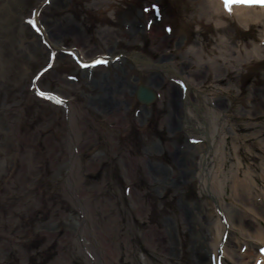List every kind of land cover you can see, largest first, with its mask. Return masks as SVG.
<instances>
[{"label":"rangeland","instance_id":"1","mask_svg":"<svg viewBox=\"0 0 264 264\" xmlns=\"http://www.w3.org/2000/svg\"><path fill=\"white\" fill-rule=\"evenodd\" d=\"M42 2L0 0V264H89L84 245L90 243L86 237L91 236V223L100 246L109 243L117 256L109 259L111 264H165L169 221L182 207L206 202L196 182L169 189L155 176L158 166L171 171L175 153L181 157L190 150L186 134L172 132L180 120L169 107L170 92L180 90L179 85L165 80L157 69L144 71V81L157 77L152 84L159 94L152 107L156 114L138 105L126 113L100 112L93 103L102 82H118L124 76L128 84L131 75L124 70L136 73L132 61L91 67L53 51L31 27ZM49 2L38 12V23L53 43L74 47L85 61L102 53L127 56L135 49L155 62L175 63L184 74L187 63L193 62L187 49L197 46L201 35L209 46L217 38L212 28L198 32V23L189 19L199 0ZM261 31L259 27L240 39L257 43ZM242 72L223 84H237L244 104L252 102L251 89L264 91V62L251 63ZM211 83L210 77L204 80V86ZM42 92L70 99L78 108V154L84 164L82 181L73 187L78 200L66 187L72 132L66 127V108ZM86 102L92 103L90 109ZM248 110L259 112L254 105ZM257 123L264 126V115ZM254 151L262 157L257 148ZM256 167L257 189L264 192ZM83 199L93 217L88 224L81 223L77 205ZM184 259L190 261L189 256Z\"/></svg>","mask_w":264,"mask_h":264},{"label":"bare ground","instance_id":"2","mask_svg":"<svg viewBox=\"0 0 264 264\" xmlns=\"http://www.w3.org/2000/svg\"><path fill=\"white\" fill-rule=\"evenodd\" d=\"M41 4L45 7L50 2L43 0ZM195 9L189 19L198 23V32L212 28L217 38L210 40L214 41V46H209L206 37L201 35L197 46L187 49L186 53L193 62L187 63L188 69L184 74L175 63L162 58L155 62L151 55L135 49L129 51L127 56L102 53L85 61L81 52L74 47L50 42V48L67 55L71 53L76 64L87 63L91 67L93 63V67H97L118 65L125 63L126 59L132 61L136 73L124 70L131 75L128 84L124 76L118 82L107 79L103 84L100 83L101 94L94 99L93 106L95 104L105 115L126 113L136 107L139 102L138 86L152 88V84L157 81V77L153 76L148 78L151 83L144 81L141 76L144 71L157 69L165 80L175 81L179 85L180 90L172 89L170 92L169 107L173 106L180 120L172 127V132L183 131L188 137L190 150L181 157L175 153L171 171L158 166L155 176L169 184V189L196 182L199 194L206 202L199 206L191 204L182 207L174 221H169L168 252L164 263L186 264L184 258L189 256L187 264H264V255L259 253L264 249V192L257 189L254 175L258 166L261 171L259 177L264 181V126L257 123L259 116L264 115V91L251 89L254 91L248 95L252 97V102L247 99L243 104L239 97L242 91L237 84H223L234 76H242V70H247L251 63L264 62V6L234 4L229 12L223 0H199ZM33 20H36L37 30L41 31L37 34L42 40L46 38L45 42L51 41L43 34L37 17ZM232 24L234 29L231 28ZM259 27L263 31L257 43L251 42L249 45L241 41L240 35H253ZM189 38V33H186V40ZM191 67L196 68L191 70ZM209 77L213 83L209 87L204 86V80ZM42 96L53 98L66 108V127L72 131L68 142L66 187L68 194H74V200H78V190H73V187L82 181L84 167L78 154V144L82 139L76 117L78 108L70 99L59 101L51 94ZM260 97L262 100L259 102ZM123 99L127 103H122ZM154 103H148L145 107L152 115L156 114L152 109ZM252 105L259 112L248 110ZM91 107L92 103L88 102L86 108ZM256 148L262 152V157L255 154ZM258 158L261 161L255 165ZM77 205L82 212L81 223L88 224L93 219L88 200L83 199ZM91 226L89 228L94 230ZM91 229H88L91 236L86 237L90 243L84 245L89 264H111L109 259L117 257L112 246L106 242L100 246L101 241ZM152 241L155 239L152 238ZM154 245H157L156 241Z\"/></svg>","mask_w":264,"mask_h":264},{"label":"snow or ice","instance_id":"3","mask_svg":"<svg viewBox=\"0 0 264 264\" xmlns=\"http://www.w3.org/2000/svg\"><path fill=\"white\" fill-rule=\"evenodd\" d=\"M224 7L231 12L234 4H245V5H254L259 4L264 6V0H223ZM171 30V29H169ZM41 95H46L45 93H41Z\"/></svg>","mask_w":264,"mask_h":264},{"label":"water","instance_id":"4","mask_svg":"<svg viewBox=\"0 0 264 264\" xmlns=\"http://www.w3.org/2000/svg\"><path fill=\"white\" fill-rule=\"evenodd\" d=\"M137 99L144 104L152 103L155 100L154 93L143 86H139L137 91Z\"/></svg>","mask_w":264,"mask_h":264}]
</instances>
